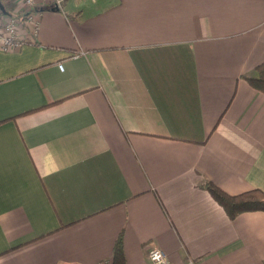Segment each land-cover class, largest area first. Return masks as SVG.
Instances as JSON below:
<instances>
[{"label":"crops","instance_id":"0c3cea01","mask_svg":"<svg viewBox=\"0 0 264 264\" xmlns=\"http://www.w3.org/2000/svg\"><path fill=\"white\" fill-rule=\"evenodd\" d=\"M60 6L0 51V264H264L204 188L264 193V0Z\"/></svg>","mask_w":264,"mask_h":264},{"label":"built area","instance_id":"2783aa9c","mask_svg":"<svg viewBox=\"0 0 264 264\" xmlns=\"http://www.w3.org/2000/svg\"><path fill=\"white\" fill-rule=\"evenodd\" d=\"M5 1H10L13 9L9 15H3L0 12V51L3 52L18 50L24 44L31 42V37L36 34L38 20L42 12L38 9L52 6L59 10L62 2V0ZM58 67L60 70L62 69L61 63L58 64ZM148 259L151 264H167L162 251L155 247L148 251Z\"/></svg>","mask_w":264,"mask_h":264},{"label":"trees","instance_id":"16d2710c","mask_svg":"<svg viewBox=\"0 0 264 264\" xmlns=\"http://www.w3.org/2000/svg\"><path fill=\"white\" fill-rule=\"evenodd\" d=\"M1 2L8 14H11L12 3L10 1ZM244 78L252 88L264 93V61ZM204 188L229 219H234L246 212H264V193L258 189H250L238 194H228L210 181L205 182ZM111 264H125L121 234L115 240L111 254Z\"/></svg>","mask_w":264,"mask_h":264},{"label":"water","instance_id":"95a60500","mask_svg":"<svg viewBox=\"0 0 264 264\" xmlns=\"http://www.w3.org/2000/svg\"><path fill=\"white\" fill-rule=\"evenodd\" d=\"M39 11H44V10H51V11H54V10H58V8L56 7H52V6H47V7H42V8H39L38 9ZM0 12L3 14V15H9L8 12L5 10L1 0H0Z\"/></svg>","mask_w":264,"mask_h":264},{"label":"rangeland","instance_id":"374dc122","mask_svg":"<svg viewBox=\"0 0 264 264\" xmlns=\"http://www.w3.org/2000/svg\"><path fill=\"white\" fill-rule=\"evenodd\" d=\"M2 1H5V0H2Z\"/></svg>","mask_w":264,"mask_h":264}]
</instances>
